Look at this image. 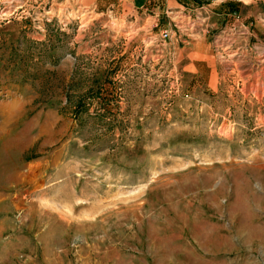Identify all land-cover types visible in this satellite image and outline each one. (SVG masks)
Wrapping results in <instances>:
<instances>
[{
  "label": "rangeland",
  "instance_id": "374dc122",
  "mask_svg": "<svg viewBox=\"0 0 264 264\" xmlns=\"http://www.w3.org/2000/svg\"><path fill=\"white\" fill-rule=\"evenodd\" d=\"M243 1L0 0V264H264V0Z\"/></svg>",
  "mask_w": 264,
  "mask_h": 264
},
{
  "label": "crops",
  "instance_id": "0c3cea01",
  "mask_svg": "<svg viewBox=\"0 0 264 264\" xmlns=\"http://www.w3.org/2000/svg\"><path fill=\"white\" fill-rule=\"evenodd\" d=\"M76 4L83 5V3H90L93 9L105 10L112 13L115 8L124 7L126 3L132 5L133 9L139 11L144 10L146 13L150 9L151 17H158L160 15H184L191 18L197 13V18L203 14L219 15V13L229 12L232 8L248 6V2L243 0H71ZM242 1V2H241ZM162 2L160 5H158ZM240 3V4H239ZM163 6V8H161ZM200 19V18H199ZM206 19H203L205 21ZM245 33L250 31L247 27L244 28ZM204 32V30L202 31ZM204 39V38H203ZM200 40V43L203 41Z\"/></svg>",
  "mask_w": 264,
  "mask_h": 264
},
{
  "label": "built area",
  "instance_id": "2783aa9c",
  "mask_svg": "<svg viewBox=\"0 0 264 264\" xmlns=\"http://www.w3.org/2000/svg\"><path fill=\"white\" fill-rule=\"evenodd\" d=\"M162 38L164 40L168 39L169 38V33L168 32H164L163 35H162Z\"/></svg>",
  "mask_w": 264,
  "mask_h": 264
},
{
  "label": "trees",
  "instance_id": "16d2710c",
  "mask_svg": "<svg viewBox=\"0 0 264 264\" xmlns=\"http://www.w3.org/2000/svg\"><path fill=\"white\" fill-rule=\"evenodd\" d=\"M0 64H1V63H0ZM3 66H4V64H3ZM3 66H2V67L0 66V72H1V71H4V70H3V69H4ZM10 71H11V70H10ZM10 73H11V72H10ZM11 76H13V75H11ZM16 81H18V79H17ZM22 81H23V80H22Z\"/></svg>",
  "mask_w": 264,
  "mask_h": 264
}]
</instances>
